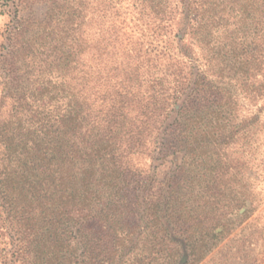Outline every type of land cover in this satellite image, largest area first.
<instances>
[{
	"label": "trees",
	"instance_id": "obj_1",
	"mask_svg": "<svg viewBox=\"0 0 264 264\" xmlns=\"http://www.w3.org/2000/svg\"><path fill=\"white\" fill-rule=\"evenodd\" d=\"M34 2L27 45L11 21L0 50V264H172L215 237L229 143L232 206L252 203L264 0Z\"/></svg>",
	"mask_w": 264,
	"mask_h": 264
},
{
	"label": "rangeland",
	"instance_id": "obj_2",
	"mask_svg": "<svg viewBox=\"0 0 264 264\" xmlns=\"http://www.w3.org/2000/svg\"><path fill=\"white\" fill-rule=\"evenodd\" d=\"M45 11L43 2L0 0V50L1 44L5 42V29L11 21L22 29L24 43L27 45V21L41 19ZM245 115L247 116V113ZM261 119L264 122V111ZM250 148V143L243 147V184L247 187V194L251 196L252 203L248 200L239 210L232 206L236 185L233 175L238 164L236 150L240 149L237 142L229 143L226 148L230 166L228 177L232 178H229V183L222 189L225 191V196L221 197L220 202L224 213L223 223L215 229V237L196 234L201 239L194 245L190 244L188 250L177 246L179 251L172 258V264H182L184 258L187 260L184 264H264V123L258 128L256 143L252 144L251 150ZM141 162L147 171L144 177L146 178L147 174L153 175L159 183L166 180L171 172L172 164L169 159L155 161L147 158ZM152 164L157 165L155 169ZM2 218L0 207V240L6 239ZM179 230L180 227L177 226V234L180 233Z\"/></svg>",
	"mask_w": 264,
	"mask_h": 264
}]
</instances>
